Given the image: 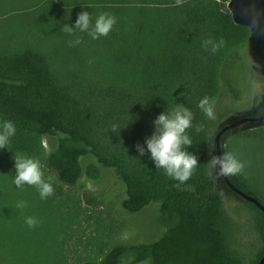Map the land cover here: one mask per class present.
I'll list each match as a JSON object with an SVG mask.
<instances>
[{
	"label": "trees",
	"instance_id": "16d2710c",
	"mask_svg": "<svg viewBox=\"0 0 264 264\" xmlns=\"http://www.w3.org/2000/svg\"><path fill=\"white\" fill-rule=\"evenodd\" d=\"M96 1L101 6L80 10L90 13L93 24L101 13L113 15L116 24L99 41L103 55L98 57L90 48L98 39L74 29V38L88 42L85 56L74 61L80 81L76 75L64 81L50 57L39 51L8 50L0 42V124L12 121L16 127L8 149H0V168L14 164L17 155L38 159L55 189L54 195L41 199L36 187L17 188L15 174L0 172V264H71L56 246L61 225L56 213L77 208L68 203L60 183L74 186L83 174L98 180L99 165L113 169L123 182L124 210L138 213L158 204V220L165 230L151 242L113 245L89 264H258L264 255V213L230 191L244 201L263 242L245 262L236 248L239 228L228 217L209 172L215 147L211 132H219L224 115L215 113L216 119L209 120L198 107L204 97L214 102V110L221 100L242 97L231 71L250 58L251 29L235 22L230 0H184L180 6L175 0ZM57 3L50 0L42 9L59 14ZM51 18L57 25L59 17L45 16V21ZM76 19L66 17L63 23L73 26ZM207 39H223L224 44L213 53L211 46H203ZM259 100L257 95L254 104ZM177 104L193 113V127L187 130L193 146L187 151L200 163L179 187L163 169L155 168L145 144L154 119ZM113 125L118 126L116 132ZM197 125L203 130L197 132ZM47 137L57 139L51 151L45 146ZM241 138L264 141V127L232 134L225 141L226 152L232 153ZM137 144L146 150L142 157ZM87 156L95 162L84 169L82 159ZM235 178V185L264 204L242 175ZM20 201L27 206L17 208ZM27 217L36 219L35 227L26 224Z\"/></svg>",
	"mask_w": 264,
	"mask_h": 264
},
{
	"label": "rangeland",
	"instance_id": "374dc122",
	"mask_svg": "<svg viewBox=\"0 0 264 264\" xmlns=\"http://www.w3.org/2000/svg\"><path fill=\"white\" fill-rule=\"evenodd\" d=\"M49 1L0 0V42L2 47L8 50L27 48L45 54L50 57L58 75L64 81H70L77 74L74 61H79L85 56L88 42L81 40V43L70 46V42L78 37L74 38L61 30L63 25L67 24L63 23V19L77 17L80 9L93 10L101 5L96 0H55L58 2L55 8L60 12L56 11L59 13L56 15L60 23L54 25V20L51 18L45 21V16L56 15L42 9L43 6L47 9ZM27 8L32 9L23 11ZM103 38L104 36H101L98 43L90 46L92 50H96L97 57L103 55L101 47L98 46ZM88 58L89 62H92L93 56L88 55ZM231 76L242 91V97L224 99L217 103L215 113L224 115L220 125L229 116L251 108L255 97L264 92V77L254 69L251 58L237 64L232 69ZM75 78L77 81L81 80L78 76ZM216 134L212 130L211 136L215 138ZM56 143V138H45L48 151L53 150ZM212 153L215 155V149L210 151V154ZM232 154L245 165L238 175H242L248 186L264 199V141L241 138L235 141ZM93 162L95 159L91 156L82 159L84 169ZM99 167L101 177L98 180L88 179L83 174L74 186L60 183L65 188L68 203H75L77 208L73 210L71 207L69 211L56 213L57 223H61L58 227L56 246L62 249L71 264H89L99 253L106 252L116 244L154 241L165 230L158 220V204H152L138 213L127 212L122 207L126 196L123 182L113 169L101 165ZM0 172H7L12 177V174H15L14 164L7 165L5 169L1 167ZM209 172L216 179L215 171L210 165ZM218 190L223 196L228 217L239 228L236 233V248L245 262H250L251 254L263 245L251 223V214L243 207L244 201L222 189L221 185ZM39 199L40 197H36V200Z\"/></svg>",
	"mask_w": 264,
	"mask_h": 264
},
{
	"label": "clouds",
	"instance_id": "9594fccd",
	"mask_svg": "<svg viewBox=\"0 0 264 264\" xmlns=\"http://www.w3.org/2000/svg\"><path fill=\"white\" fill-rule=\"evenodd\" d=\"M184 0H175L176 6L182 5ZM116 24V18L109 13H101L96 18L94 24L89 12L81 11L77 13V19L73 26L63 25L62 31L72 35L74 29L87 33L93 40L101 36H108ZM81 38L70 42V46L81 43ZM224 44L223 39L218 43L211 39L203 42L205 50L209 49L215 53ZM199 109L209 120H215L214 102L208 97H204L198 104ZM193 113L184 105L177 104L171 112L160 113L153 121L154 131L150 137L145 139L146 150L150 153V160L155 168L163 169L165 174L177 181V187L185 184L195 174L199 166V158L196 154L187 151L193 146L192 140L187 134V130L192 128ZM117 125L112 126V131H117ZM197 132L203 130V125H197ZM16 134V127L12 121H4L0 124V149H8L11 138ZM139 155H145V148L140 144L136 145ZM14 159V184L17 188L25 185L34 186L39 191L41 199H47L54 195L55 189L52 186V177L47 179L42 170L43 166L38 159L17 155ZM215 171L216 177L224 178L239 174L245 167L232 153L223 152L217 156L210 154L208 161ZM26 202L20 201L17 208L26 207ZM29 227H35L37 221L34 217H27L25 220Z\"/></svg>",
	"mask_w": 264,
	"mask_h": 264
},
{
	"label": "water",
	"instance_id": "95a60500",
	"mask_svg": "<svg viewBox=\"0 0 264 264\" xmlns=\"http://www.w3.org/2000/svg\"><path fill=\"white\" fill-rule=\"evenodd\" d=\"M229 8L237 24L246 25L251 29L249 38V56L254 63V69L264 77V0H230ZM235 122H232V121ZM229 125L220 128L215 136V155L220 156L226 152L224 137L226 132L236 128L234 133L242 130L264 127V92L260 100L251 111L246 114L234 116L228 120ZM245 125L244 127H241ZM228 187L242 199L254 203L264 213V204L255 195L250 194L235 185L230 177H224ZM258 264H264V255Z\"/></svg>",
	"mask_w": 264,
	"mask_h": 264
},
{
	"label": "flooded vegetation",
	"instance_id": "af4514ba",
	"mask_svg": "<svg viewBox=\"0 0 264 264\" xmlns=\"http://www.w3.org/2000/svg\"><path fill=\"white\" fill-rule=\"evenodd\" d=\"M255 106H256V104H254L251 108H249V109H247V110H245V111H243V112H239V113H237V114H234V115L229 116L226 120H224V121L222 122V124L220 125V128L223 127V126L229 125V122H228L229 119L234 118V116H237V115L246 114L247 112L251 111L252 108H254ZM232 122H235V121L233 120ZM244 126H245V125H243V126H241V127H244ZM235 129H236V128H232V129L228 130V131L226 132V134L224 135V137H226V136L229 135V134H230V136H231V135L233 134V131H235ZM230 179H231V181L234 183L235 180H236L235 175H234V176H231ZM215 180H216L217 186H220V185H221L222 189L227 190L228 192H230V191L233 192V191L228 187L227 183L224 181L223 178H219V179H218V178L216 177ZM234 184H235V183H234ZM231 192H230V193H231ZM233 193L236 194L235 192H233ZM231 194H232V193H231ZM232 195H233V194H232Z\"/></svg>",
	"mask_w": 264,
	"mask_h": 264
}]
</instances>
